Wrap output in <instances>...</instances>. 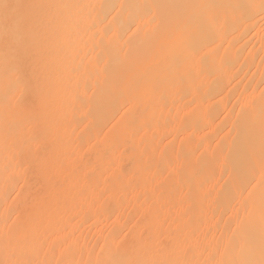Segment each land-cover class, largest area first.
<instances>
[{"label": "bare ground", "instance_id": "1", "mask_svg": "<svg viewBox=\"0 0 264 264\" xmlns=\"http://www.w3.org/2000/svg\"><path fill=\"white\" fill-rule=\"evenodd\" d=\"M0 264H264V0H0Z\"/></svg>", "mask_w": 264, "mask_h": 264}, {"label": "rangeland", "instance_id": "2", "mask_svg": "<svg viewBox=\"0 0 264 264\" xmlns=\"http://www.w3.org/2000/svg\"><path fill=\"white\" fill-rule=\"evenodd\" d=\"M60 113H61V112H59L58 114H60ZM44 140H45V139H44ZM42 141H43V139H41L40 142H42ZM45 141H47V140H45ZM45 141L43 142L44 144H46ZM47 142H48V141H47ZM37 144H38V143H37ZM41 144H42V143L38 144V145H37V148H38V146H40ZM51 144H53V146H52V145L50 146L51 148L48 146V145H50L49 143L46 144V146H48V147H46L45 145L42 146V147H45V148H41V147H39V149H40V148H41V149H44L43 152H40L39 150H37V151H39V152H37V153L39 154V156H40V154L43 155V159H44V158H46V159L49 158V159H50V155H51L52 153H54V150H53L52 147H55V143H51ZM42 145H43V144H42ZM49 148H50L51 150H48ZM41 149H40V150H41ZM46 149H47L48 151H50V152L53 150V152H51V154H50V152H48ZM54 149H55V148H54ZM41 151H42V150H41ZM44 151H47V152H46V153H47L46 156H49V157H46V156L44 155V154H45ZM71 151H72V150H71ZM71 151H70V152H71ZM65 152H66V151H65ZM67 152L69 153V151H67ZM73 152H74V151H73ZM73 152H72V156L75 155V153H73ZM48 153H49L50 155H49ZM68 153H65V154H67L66 156H69V154H71V153H69V154H68ZM63 154H64V153H63ZM65 154L63 155V156H64V157H63L64 159H66V158H65ZM73 154H74V155H73ZM85 155H86V153H85ZM44 156H45V157H44ZM51 156H52V155H51ZM70 156H71V155H70ZM70 156H69V157H70ZM41 157H42V156H41ZM69 157H67V158H69ZM75 157H76V155H75ZM86 157H89V156H85L84 159H86ZM70 158H71V157H70ZM70 158H69V160L72 161L74 157L71 158L72 160H71ZM76 159H77V157H76ZM81 159H82V158H81ZM81 159H79V160L81 161ZM88 159H89V158H88ZM50 160H51V159H50ZM27 161H28V160H27ZM27 161H25V164H23V166H22V167H23L22 170H23L24 174H25V171H24V165H25V166L28 165V164H27V163H28ZM83 161H85V160H82V163H83ZM86 161H87V159H86ZM76 162H77V160H76ZM63 163H64V160H63ZM66 163H67V162H66ZM82 163H80V162L78 161V164H82ZM28 166L31 167L30 165H28ZM28 166H27V168L25 167V170L27 169L26 171H29V172H30V170H31L32 168H30V170H29V169H28V168H29ZM37 168H39V167H37ZM37 168H36V172H37V170H38ZM70 168H71V167H70ZM70 168H69V169H70ZM50 169H51V168H50ZM50 169H48V168L46 169L47 171L49 170L50 174H48L49 172H47V171H46V173H47L48 175H51V174L53 175V173H51V172H54V178H55V177H56V176H55V172H56V171H52V170H50ZM53 169H54V168H53ZM69 169H68V171H67V174H69ZM32 170H33V169H32ZM39 170H40V169H39ZM39 170H38V171H39ZM44 170H45V168H44ZM44 170H40V171H42V172L39 171V174H40L41 176H39V174H38V175H36V177H41V178H43V176H45V173H44L43 176H42L41 173L45 172ZM34 171H35V169L33 170L32 173H35ZM70 171H71V170H70ZM29 172H28V173H29ZM37 173H38V172H37ZM37 173H35V174H37ZM35 174L32 176V175H31V172H30V175H28V176H32V177L34 178V177H35ZM25 175H26V174H25ZM48 175H47V177H48ZM52 175H51V176H52ZM56 175H57V174H56ZM28 176H26V177H28ZM47 177H46V180L48 179V180L51 182L50 179H52V180H53L52 182L54 183V179H53V178H51L50 176H49V178H47ZM29 178H30V177H29ZM29 178H27V179H29ZM33 178H32L31 180H33ZM41 178H39L40 182H41V180H42ZM57 178H58V177H57ZM57 178H55V180H56ZM25 179H26V178H25ZM58 179H59V182H58V183H59L60 185L57 183L58 180H57L54 184H53L52 182H51V183H50V182L45 183V181H44V182L42 181V184H44V187H45V188H44V187L42 188L43 185H42L41 183H40L41 185H40L39 183H37V182H39V181H37V182L34 181V180H38V179H34L33 181L35 182V184H33V186H38L37 189H39V188H40L39 185H40V186H41V189H42V190L44 189L43 192H44V191L51 190V189L53 190V188H54L53 186H52L53 188H52V187L50 188L49 186H48V188H46L47 186H45V184H47V185H48V184H49V185H50V184H51V185H56V184H58V186H61V184H62L61 182H62V181H61L60 178H58ZM31 180H29V181L26 182V183H30ZM43 180H45V179L43 178ZM60 181H61V182H60ZM24 182H25V180H24L22 183H24ZM46 182H47V181H46ZM22 183H21V186H23V187L20 186V188L23 190L24 186H25V185L28 186V184L25 183V185H22ZM31 183H32V182H31ZM31 183H30V185H31ZM36 184H38V185H36ZM30 185H29V186H30ZM62 185H63V184H62ZM29 186H28V187H29ZM30 187H32V185H31ZM61 187H62V186H61ZM61 187L58 188V189L55 187L56 189L53 190V191L56 190L55 193H54L53 191H50V192L48 191L46 194H45V192L43 193L41 189H40V190H41V192H40L39 190L35 189L36 187H33V188L36 190V192H35V190H34L33 194H34V193H37V191H39V192H38V195L35 194V195H36V198H37V196H39L40 198H41V196H42V198H43V196L46 197V196H48L47 194H50V193L52 192V197H53V199H54L55 195L57 196L58 192H59V193H61V192L63 193L64 188L62 187L63 190H61ZM26 188H27V187H26ZM26 188H24V190H26ZM33 188H32V190H33ZM49 188H50V189H49ZM27 189H30V188H27ZM46 189H47V190H46ZM59 189H60V190H59ZM32 190H31V189H30V191L28 190L30 193H29L27 190H26V192L24 191V193L26 194V193L28 192L29 195H31V194H32V193H31ZM57 190H58V191H57ZM21 192H23V191L20 190V193H21ZM56 193H57V194H56ZM62 193H61V194H62ZM22 194H23V193H21V195L19 196L18 200H21V199H22L21 206L23 207V205H25L24 202H26V201H23V200L26 199V198L28 199L29 195H27V197L25 198L26 195L24 194V195H25V196H24V195H22ZM33 194H32V195H33ZM41 194H43V195H41ZM61 194H60V195H61ZM32 195H31V196H32ZM40 195H41V196H40ZM50 195H51V194H50ZM22 196L24 197V199H23ZM31 196H30V197H31ZM33 196H34V195H33ZM58 196H59V195H58ZM58 196L56 197L57 200H55V201H58V203L61 204L60 199H59L60 196H59V197H58ZM21 197H22V198H21ZM30 197H29L30 200H31V199H34V200H35L34 197H33V198H30ZM52 197L50 198V196H48V197H47L48 199H45V198H44V199H45V200H49V201H47L48 204H49L50 201L52 200ZM40 198H39V200H41ZM29 199L27 200L28 202H26V203H30V202H29V201H30ZM37 199H38V198H37ZM37 199H36L35 201L32 200L31 203L33 204L34 202H36ZM18 200H17V203H18ZM39 200H38V201H39ZM45 200H43V201H45ZM33 201H34V202H33ZM38 201H37V202H38ZM55 201H54V202H55ZM17 203H15V204L17 205ZM19 203H20V202H19ZM19 203H18V206L15 205V208L17 207V209H16V213H17V211H18V212H21L22 210L24 211V209H28V208L26 207V205H25V207H23V208L21 207L22 209H21V211H19V210H20V209H19V206H20ZM23 203H24V204H23ZM38 203H42V200H41V202H38ZM38 203H36V204H38ZM51 203H52V201H51ZM58 203H57V205H58ZM32 204H31V205H32ZM44 204H45V205H43V207L47 205V203H44ZM52 204H53V203H52ZM55 204H56V202H55L54 205H53L54 207H55ZM60 204H59V205H60ZM31 205H28V206L31 207ZM38 205H40V204H38ZM41 205H42V204H41ZM41 205H40V206H41ZM59 205H58V207L60 208L61 205H60V206H59ZM36 206H37V205H34V209H35V210H36V208H35ZM40 206H39V207H40ZM39 207H37V209H39ZM41 207H42V206H41ZM41 207H40V208H41ZM43 207H42L41 209H42V210H45V208H46V209L50 208L51 205H50V206L48 205V207L46 206L44 209H43ZM54 207H51V208L54 209ZM18 209H19V210H18ZM35 210H33V209L31 210V211H32V212H31V216L33 215L32 213H33ZM25 211H26V212H25V215L23 214L24 212H23V213L21 212V213L23 214V215H22V217H23V218H22V222L20 221L21 217H20V219H19V221H20L21 223L25 224V223L23 222V221H24L23 219H25V218H26V219H25V222L27 223V218H28V216H29L28 219H30V223H29V220H28V223H29L30 225H31V223H32L31 221H33V220H34L33 222L36 221L37 224L39 223V222H38V217H37V220H35L36 217H34V215H33V216H32V217H33V220H31L32 218L30 217V214H27L28 216L26 215V213H29V212H30V209H29V210H25ZM25 216H27V217H25ZM15 217H16V216H14V218H15ZM34 218H35V219H34ZM74 220H75V219H74ZM75 221H76V220H75ZM29 224H28V226H30ZM25 225H26V224H25ZM89 225H90V224H89ZM26 226H27V225H26ZM26 226H25V227H26ZM86 226H87V225H86ZM90 227H91V226H90ZM86 228H89V226H87ZM27 229H29V228H27ZM31 229H32V228H31ZM86 230H90V228H89V229H86ZM84 232H85V230H84ZM84 232H82L81 235H82ZM87 232H89V231H86V233H87ZM83 236H84V234H83Z\"/></svg>", "mask_w": 264, "mask_h": 264}]
</instances>
